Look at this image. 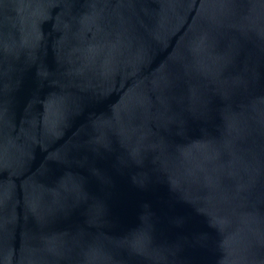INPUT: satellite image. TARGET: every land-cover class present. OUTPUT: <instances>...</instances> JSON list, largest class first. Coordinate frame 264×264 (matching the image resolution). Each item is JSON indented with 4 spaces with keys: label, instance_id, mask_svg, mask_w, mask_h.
Listing matches in <instances>:
<instances>
[{
    "label": "water",
    "instance_id": "1",
    "mask_svg": "<svg viewBox=\"0 0 264 264\" xmlns=\"http://www.w3.org/2000/svg\"><path fill=\"white\" fill-rule=\"evenodd\" d=\"M0 264H264V0H0Z\"/></svg>",
    "mask_w": 264,
    "mask_h": 264
}]
</instances>
